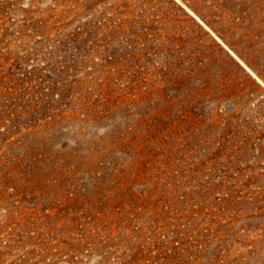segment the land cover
Listing matches in <instances>:
<instances>
[{"label":"rangeland","instance_id":"obj_1","mask_svg":"<svg viewBox=\"0 0 264 264\" xmlns=\"http://www.w3.org/2000/svg\"><path fill=\"white\" fill-rule=\"evenodd\" d=\"M13 230L54 264H264V0H0Z\"/></svg>","mask_w":264,"mask_h":264},{"label":"trees","instance_id":"obj_2","mask_svg":"<svg viewBox=\"0 0 264 264\" xmlns=\"http://www.w3.org/2000/svg\"><path fill=\"white\" fill-rule=\"evenodd\" d=\"M13 233L16 239L12 238L9 242L0 240V264H54L48 261L50 258L44 244L34 241L30 233L26 230H13ZM102 249L97 254L99 259L96 264H131L137 258L138 246H128L124 242Z\"/></svg>","mask_w":264,"mask_h":264}]
</instances>
